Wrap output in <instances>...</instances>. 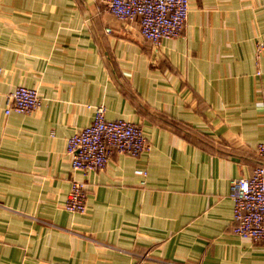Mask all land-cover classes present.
<instances>
[{
  "label": "crops",
  "instance_id": "1",
  "mask_svg": "<svg viewBox=\"0 0 264 264\" xmlns=\"http://www.w3.org/2000/svg\"><path fill=\"white\" fill-rule=\"evenodd\" d=\"M263 34L264 0H190L159 48L104 0H0V264H264L230 195L260 163ZM19 85L41 104L6 114ZM102 103L152 148L86 176L67 142ZM73 178L83 213L65 207Z\"/></svg>",
  "mask_w": 264,
  "mask_h": 264
},
{
  "label": "built area",
  "instance_id": "2",
  "mask_svg": "<svg viewBox=\"0 0 264 264\" xmlns=\"http://www.w3.org/2000/svg\"><path fill=\"white\" fill-rule=\"evenodd\" d=\"M107 10L120 20L138 19L142 35L154 47L162 41L180 36L190 13V0H104ZM112 31L111 28L107 29ZM258 52L264 50V34L256 40ZM37 88L19 85L6 95L5 113H32L41 104ZM106 104L94 106L92 122L74 132L67 142L72 166L84 175L104 168L113 154L139 156L150 151L151 141L144 129L126 119H110ZM260 163L249 176L235 178L231 184L234 202V232L264 246V141L256 146ZM87 184L73 178L65 207L70 212L87 209Z\"/></svg>",
  "mask_w": 264,
  "mask_h": 264
},
{
  "label": "trees",
  "instance_id": "3",
  "mask_svg": "<svg viewBox=\"0 0 264 264\" xmlns=\"http://www.w3.org/2000/svg\"><path fill=\"white\" fill-rule=\"evenodd\" d=\"M259 162H260V159H259Z\"/></svg>",
  "mask_w": 264,
  "mask_h": 264
}]
</instances>
